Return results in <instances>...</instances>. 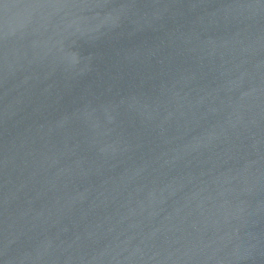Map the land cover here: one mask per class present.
<instances>
[{
	"label": "water",
	"instance_id": "obj_1",
	"mask_svg": "<svg viewBox=\"0 0 264 264\" xmlns=\"http://www.w3.org/2000/svg\"><path fill=\"white\" fill-rule=\"evenodd\" d=\"M0 264H264V0H0Z\"/></svg>",
	"mask_w": 264,
	"mask_h": 264
}]
</instances>
